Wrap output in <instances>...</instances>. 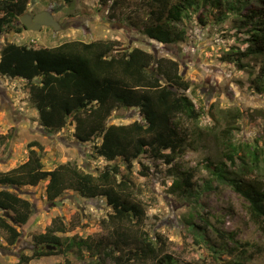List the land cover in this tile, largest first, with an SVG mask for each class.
I'll return each mask as SVG.
<instances>
[{
    "label": "trees",
    "instance_id": "16d2710c",
    "mask_svg": "<svg viewBox=\"0 0 264 264\" xmlns=\"http://www.w3.org/2000/svg\"><path fill=\"white\" fill-rule=\"evenodd\" d=\"M99 1L103 9L109 6L110 0ZM113 1L109 14L112 20L117 15L115 10L129 0ZM30 3L0 0V34L15 29V22L27 14ZM143 5L148 18L136 25L146 37L165 46L186 42L187 22L195 16L203 26L234 19L235 28L246 36L242 39L246 47L231 48L223 59L248 71L252 88L264 95V0H256L252 6L245 0H143ZM250 62H255L258 70ZM0 74L25 82L24 89L43 127L59 132L72 125L79 142L100 140L95 145L99 157L125 164L124 168L114 165L96 174L72 163L47 170L40 154L43 148L38 142L29 143L27 160L0 173V231L7 234L10 246H16L21 238L17 227L27 225L34 213L32 202L13 189L37 187L46 181L50 203L73 191L84 199H105L113 212L107 220L111 233L97 240L75 237L68 241L61 234L78 226L55 218L45 233L34 236L33 254L21 255L20 263L66 256L77 248L91 254L89 260L81 257L77 264H175L172 255L163 254L165 246H159L144 230L146 211L132 198L136 189L132 175L134 162L144 155L173 165L175 156L183 154L188 146L189 135L182 119L195 123L201 120V113L186 94L191 85L181 74L179 62L158 58L140 48L119 49L114 41H70L55 48L35 42L7 43L0 52ZM122 108L138 109L142 120L111 124L113 113ZM224 133L223 156L216 163L208 158L205 164L212 176L206 189H211L214 182L231 186L246 201L250 218L264 236V147L237 143L233 132ZM7 139L0 136V148ZM195 173V169L181 173L182 179L174 175L172 190L192 196L196 193ZM142 174L147 176L146 172ZM205 224L211 226L209 221ZM158 239L162 240L160 236ZM198 240L202 242L203 238L199 235Z\"/></svg>",
    "mask_w": 264,
    "mask_h": 264
},
{
    "label": "rangeland",
    "instance_id": "374dc122",
    "mask_svg": "<svg viewBox=\"0 0 264 264\" xmlns=\"http://www.w3.org/2000/svg\"><path fill=\"white\" fill-rule=\"evenodd\" d=\"M245 1L256 5V0ZM108 8L103 9L99 0H31L27 13L34 17L51 10L60 30L43 28L33 32L19 20L14 30L0 34V52L7 43L35 42L55 48L70 41H114L119 49L140 48L158 58L178 61L181 74L191 85L186 94L202 117L197 123L182 119L189 135L188 146L183 154L175 156V167L147 155L134 162L132 180L136 189L132 198L146 211L144 230L159 246H165L163 254L172 255L175 264H264V236L250 218L243 197L231 186L217 182L206 189L212 176L205 164L208 158L216 163L223 156L221 141L225 131L233 132L237 143H257L264 147V95L254 91L248 71L223 59L233 47L244 49L242 39L246 36L235 28L234 19L221 25L211 22L203 26L195 16L186 25L187 41L165 46L146 37L136 25L140 26L148 18L143 0H129L118 7L114 20L109 17L111 9L107 14ZM250 64L258 70L255 62ZM24 85L21 79L0 74V136L8 137L0 148V173L24 163L31 142H38L43 148L40 154L47 170L66 163L95 174L114 165L125 167L122 160L110 163L96 154L95 145L100 140L79 142L72 125L59 132L43 127ZM141 120L138 109L122 108L113 113L110 123L121 125ZM192 169L196 171L193 180L196 193L191 196L172 190L174 175L182 179L181 173ZM46 185L45 181L37 187L12 190L32 202L34 213L27 225L17 227L21 238L16 246H10L7 234L0 231V264H22L20 256H31L35 250L34 236L45 233L58 217L78 226L61 234L68 241L75 237L97 240L111 233L107 220L113 211L105 199L88 200L69 191L50 203L46 199ZM205 221L211 226L207 227ZM199 235L202 242L198 240ZM81 257L87 261L91 254L75 248L66 256L44 257L29 264H77Z\"/></svg>",
    "mask_w": 264,
    "mask_h": 264
},
{
    "label": "water",
    "instance_id": "95a60500",
    "mask_svg": "<svg viewBox=\"0 0 264 264\" xmlns=\"http://www.w3.org/2000/svg\"><path fill=\"white\" fill-rule=\"evenodd\" d=\"M20 22L26 29L33 32L40 31L44 27L52 28L54 32H57L61 28L50 11L41 12L34 17L27 13L20 19Z\"/></svg>",
    "mask_w": 264,
    "mask_h": 264
},
{
    "label": "built area",
    "instance_id": "2783aa9c",
    "mask_svg": "<svg viewBox=\"0 0 264 264\" xmlns=\"http://www.w3.org/2000/svg\"><path fill=\"white\" fill-rule=\"evenodd\" d=\"M113 2H114L113 0L109 1V8H108L107 14L110 12V7L112 6Z\"/></svg>",
    "mask_w": 264,
    "mask_h": 264
},
{
    "label": "flooded vegetation",
    "instance_id": "af4514ba",
    "mask_svg": "<svg viewBox=\"0 0 264 264\" xmlns=\"http://www.w3.org/2000/svg\"><path fill=\"white\" fill-rule=\"evenodd\" d=\"M51 11V10H50ZM44 28H47V27H44Z\"/></svg>",
    "mask_w": 264,
    "mask_h": 264
}]
</instances>
